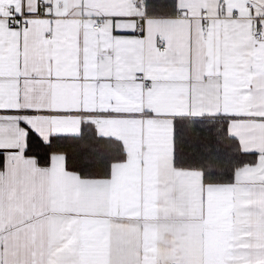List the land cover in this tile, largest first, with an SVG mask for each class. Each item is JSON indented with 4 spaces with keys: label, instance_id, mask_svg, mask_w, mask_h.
<instances>
[{
    "label": "crops",
    "instance_id": "1",
    "mask_svg": "<svg viewBox=\"0 0 264 264\" xmlns=\"http://www.w3.org/2000/svg\"><path fill=\"white\" fill-rule=\"evenodd\" d=\"M138 1L0 0V61L20 78L13 99L75 110L40 122L45 139L91 125L126 154L109 179H73L68 211L39 215L34 166L5 153L0 264H264V38L250 35L251 19L264 30V0H225L223 13L220 0H178L179 17L148 18L142 35ZM7 7L27 24L12 27ZM171 114L229 119L257 164L232 184L176 168ZM53 164L73 175L61 155Z\"/></svg>",
    "mask_w": 264,
    "mask_h": 264
},
{
    "label": "snow or ice",
    "instance_id": "2",
    "mask_svg": "<svg viewBox=\"0 0 264 264\" xmlns=\"http://www.w3.org/2000/svg\"><path fill=\"white\" fill-rule=\"evenodd\" d=\"M20 19L19 16L16 17ZM19 77L5 71L0 61V144L14 142L15 147H0V171L3 170L5 153H22L26 160L34 166L35 174L32 179L38 185L39 191L34 192V207L38 208L39 215H62L68 211L71 203L72 180L89 179L85 175L86 164L73 166L72 159L67 152L59 155L63 158V173H72L71 177L57 173L53 164L56 153L53 146L60 141L75 139L76 134L68 132H49L47 138L41 134L37 125L42 121H51L55 118L72 114L74 109L55 106L51 99L39 96L26 97L19 94L13 99V82L19 84ZM216 115H221L217 113ZM227 115V114H223ZM172 120V147L175 157L179 149L182 155L197 159L206 166L209 173L221 164V154L215 147L220 142L221 128L214 121L205 120L203 116L191 114H171ZM264 119V117H261ZM32 121H35L33 123ZM21 130L23 143L20 142ZM90 149L85 146L81 152V160L87 158ZM2 183V178H0ZM72 213L69 212V215ZM60 264H74L70 259Z\"/></svg>",
    "mask_w": 264,
    "mask_h": 264
},
{
    "label": "trees",
    "instance_id": "3",
    "mask_svg": "<svg viewBox=\"0 0 264 264\" xmlns=\"http://www.w3.org/2000/svg\"><path fill=\"white\" fill-rule=\"evenodd\" d=\"M177 2L178 0H146V16L148 18L179 17L181 13L178 10ZM204 119L214 121L216 126L222 129L220 142L215 145L221 154V164L209 173L207 167L197 159L182 155L178 149L175 155V166L180 169L200 171L203 174L205 184H232L235 182L237 171L246 166L256 165L259 156L244 153L239 142L230 137L228 133L229 119ZM85 146L90 149V154L87 158L81 160V152ZM53 150L56 155L67 152L72 159L73 166L79 167L81 164H86L85 175L90 177V180L109 179L112 166L126 160L122 144L113 139L100 137L91 125H84L80 136L75 139L60 141L53 146ZM4 166L5 156L3 169ZM2 171H0V174Z\"/></svg>",
    "mask_w": 264,
    "mask_h": 264
},
{
    "label": "built area",
    "instance_id": "4",
    "mask_svg": "<svg viewBox=\"0 0 264 264\" xmlns=\"http://www.w3.org/2000/svg\"><path fill=\"white\" fill-rule=\"evenodd\" d=\"M42 3V2H40ZM136 6L143 11L144 15H142L141 17H139L138 19V30H137V35H142L144 32V28H145V22L148 19V17L146 16V1H138L136 3ZM219 7L221 12H225L226 10V1L225 0H220L219 1ZM6 13H7V17L10 21V25L14 28H21L23 26H25L27 24V20L26 18L20 17L19 15H17L14 10L11 7H7L6 8ZM19 16L20 19L17 20L16 17ZM202 20H203V25H202V34H203V38L206 39L208 38L209 35V31H210V18L206 13H203L202 15ZM100 26L96 25L94 26V30H99ZM250 35L252 37V39L257 40V41H261L264 38V30L261 29L258 19H251L250 20ZM161 50L165 49V44L164 43H160V47Z\"/></svg>",
    "mask_w": 264,
    "mask_h": 264
}]
</instances>
